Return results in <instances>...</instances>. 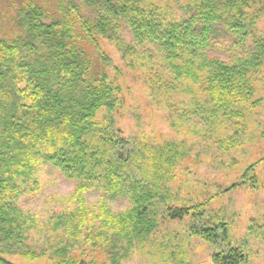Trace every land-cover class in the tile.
Returning <instances> with one entry per match:
<instances>
[{"label": "trees", "instance_id": "1", "mask_svg": "<svg viewBox=\"0 0 264 264\" xmlns=\"http://www.w3.org/2000/svg\"><path fill=\"white\" fill-rule=\"evenodd\" d=\"M85 1L99 10L97 16L81 15L78 0H59V14L47 20L51 15L45 6L25 2L18 9L22 32L10 40L0 37V264H17L7 254L37 260L48 252L28 242L31 223L12 199L21 189L19 180L31 178L40 161L77 180L82 192L100 181L109 192L129 196L132 203L118 215H103L99 228L86 225L82 206L60 215L57 227L67 224L79 238L86 225L89 240L95 238L97 244L105 238L111 243L110 256L107 262L80 257L84 253L79 258L68 245H61L53 250L54 264H122L128 247L143 244L157 228L161 202L169 219L191 216L192 236L214 245L227 242V224L207 225L202 204L171 203L167 182L187 155L183 142L144 143L119 136L110 123L97 119L104 108L115 110L120 87L107 72L94 70L95 60L84 45L99 48L104 36L132 53L135 49L119 34L116 20L126 23L134 43L162 49L175 73L171 85L187 91L194 90L193 84L200 87L205 97L192 99L197 113L221 131L228 122L239 125L253 103L256 74L264 65V39H256L254 50L226 58L214 53L213 40L224 29L238 35L236 46L243 44L262 9L256 0H190L189 17L178 20L168 18L156 0ZM99 54L101 61L110 62ZM247 259L243 248L231 245L212 256L214 264H246Z\"/></svg>", "mask_w": 264, "mask_h": 264}, {"label": "rangeland", "instance_id": "2", "mask_svg": "<svg viewBox=\"0 0 264 264\" xmlns=\"http://www.w3.org/2000/svg\"><path fill=\"white\" fill-rule=\"evenodd\" d=\"M30 1L48 9L51 17L47 20L59 14V0H0L1 38L10 40L22 32L17 23L18 9ZM256 1L262 11L244 43L236 46L238 35L223 29L213 40L214 53L226 58L228 54L254 50L256 39H264V0ZM156 3L168 18L189 17L190 0H156ZM78 6L85 17L99 14L85 0H78ZM71 15L76 16L74 12ZM116 21L121 28L119 34L135 51L127 54L104 36H100L99 48L84 45L95 60L94 70L107 72L109 80L120 87L115 110L110 113L104 108L97 119L110 123L119 136L144 143L183 142L187 155L167 182L171 203L202 204L205 223L214 226L225 222L230 232L229 240L220 245L192 236L188 232L191 216L169 219L161 202L157 228L143 244L128 247L122 264H214L213 254L230 245L243 248L248 255L246 264H264V65L256 74L258 89L253 103L248 104L246 117L237 121L239 125L233 126L231 121L228 128L216 130L198 115L192 100L198 95L205 97L200 87L193 84L194 90L187 91L171 85L175 73L164 61L162 49L150 43H134L127 24ZM99 52L107 55L110 62L101 61ZM182 112L186 113L183 118ZM232 137L234 140H230ZM19 183L21 189L13 193L12 199L31 223L28 242L48 252L37 260L7 254L10 260L17 264H54L57 256L53 250L68 245L71 254L79 257L84 253L80 257L107 262L111 243H106L105 238L97 244L95 238L89 240L88 227L99 228L105 214L115 216L128 210L132 206L129 196L109 192L100 181L82 192L77 180L68 179L46 161H40L34 175L20 179ZM80 206L86 209L88 227L84 226L78 238L71 233V227L67 230L69 225L61 223L57 227L55 221Z\"/></svg>", "mask_w": 264, "mask_h": 264}]
</instances>
